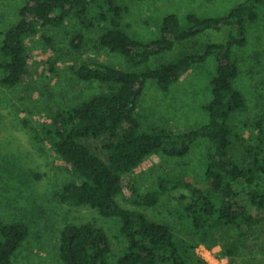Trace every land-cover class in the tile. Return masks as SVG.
<instances>
[{
  "label": "trees",
  "instance_id": "1",
  "mask_svg": "<svg viewBox=\"0 0 264 264\" xmlns=\"http://www.w3.org/2000/svg\"><path fill=\"white\" fill-rule=\"evenodd\" d=\"M93 2H102V18L110 22L99 35V43L136 65L209 28L226 25L232 32L225 42L208 43L203 51H187L173 61L141 71L99 61L74 66L79 80L110 87L60 108L47 129L53 148L77 175L62 186L57 197L71 205L95 207L103 216L118 217L125 245L115 255L112 238L101 224L92 220L69 223L61 232V258L65 264H212L197 253L198 245L212 249L222 244L221 255L234 264L232 260L241 247L236 241H228V235L242 223L252 226L261 222L251 208H264V119L259 121L260 143L247 148V163L231 156L236 133L230 119L246 105V97L236 83L240 69L231 50L246 43L247 20L258 17V6L264 0H244L226 15L216 17L191 12L188 25H182L179 15L171 12L164 17L160 34L150 40L137 37L123 25L129 7L119 0H27L20 8L19 20L0 40L2 82L14 86L29 73L28 36L38 34L43 27L60 26L72 15L87 28L92 27L89 11ZM70 42L81 51L85 32H75ZM213 53L217 69L210 83L211 100L205 104L209 119L186 130L143 129L136 110L148 80L154 79L168 91L189 67ZM102 135L111 138L104 144L108 160L82 141ZM201 138L209 141L205 187L187 173L176 172L161 175L144 192L127 174L151 153L183 156ZM179 188L188 190L190 196L178 209L183 235L167 219L153 218L145 210L127 207L119 200L122 196L138 206L154 208L168 192ZM29 234L27 222H6L0 217V264H14V256Z\"/></svg>",
  "mask_w": 264,
  "mask_h": 264
},
{
  "label": "rangeland",
  "instance_id": "2",
  "mask_svg": "<svg viewBox=\"0 0 264 264\" xmlns=\"http://www.w3.org/2000/svg\"><path fill=\"white\" fill-rule=\"evenodd\" d=\"M26 1L0 0V40L19 20L20 8ZM242 1L119 0L129 7L122 18L123 25L144 40L160 34L163 19L171 12L179 15L182 25H188L187 16L191 12L199 16H222ZM101 11L102 2L90 5L89 16L94 22L90 28L77 15H72L60 26L43 27L38 34L28 36L29 73L19 84H4L0 69V217L6 222L21 220L30 225V234L16 252L14 264H65L59 247L62 229L69 223L92 220L101 224L112 238L115 255L125 245L118 217L103 216L95 207L71 205L57 197L62 186L77 175L53 148L47 129L60 108L110 87L97 81L79 80L74 66L84 61H99L141 71L173 61L187 51H203L208 43L225 42L232 32L226 25L209 28L136 65L99 43V35L110 25L102 18ZM77 31H84L86 35L81 51L75 50L70 42ZM246 36L244 45L233 46L231 50L240 69L236 83L246 97V105L232 115L230 122L236 133L231 156L247 163V148L260 143L259 121L264 119V2L258 6V17L247 20ZM216 69L217 59L213 53L205 61L189 67L168 91L149 79L136 110L142 128L186 130L206 122L209 114L205 104L212 97L210 83ZM110 139L109 135H102L82 138V141L108 160L104 144ZM208 146L209 141L201 138L193 142L183 156L151 153L127 174L144 192L154 186L161 175L176 172L187 173L205 187ZM119 200L127 207L145 210L153 218L167 219L176 232L183 235L178 209L190 200L188 190L179 188L168 192L154 208L138 206L122 196ZM251 212L261 217V222L252 226L242 223L239 228L228 231V234L231 232L228 241H236L241 247L239 255L232 260L234 264H264V208L253 207ZM204 246L198 245V254L203 255ZM222 248V244H217L212 249L207 248L208 252L204 250L212 264L231 263L228 257L221 255Z\"/></svg>",
  "mask_w": 264,
  "mask_h": 264
},
{
  "label": "built area",
  "instance_id": "3",
  "mask_svg": "<svg viewBox=\"0 0 264 264\" xmlns=\"http://www.w3.org/2000/svg\"><path fill=\"white\" fill-rule=\"evenodd\" d=\"M203 248H204V249H202V250H201V253H202V254H203V255H204V256H205L207 259L211 260V259H210V257H209V255H206V252H205V251H207V252H208V249H207V247H206V246H204ZM204 250H205V251H204ZM211 251H212V253H211V254H212V255L214 256V258H215L216 256H215V254H214L213 250H211ZM199 252H200V251H199ZM216 258H218V257H216ZM217 260H219V258H218Z\"/></svg>",
  "mask_w": 264,
  "mask_h": 264
}]
</instances>
